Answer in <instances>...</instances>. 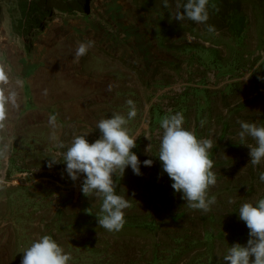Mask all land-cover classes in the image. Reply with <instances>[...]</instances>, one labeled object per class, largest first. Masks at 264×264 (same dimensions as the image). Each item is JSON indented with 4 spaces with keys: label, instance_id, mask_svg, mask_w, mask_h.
Instances as JSON below:
<instances>
[{
    "label": "rangeland",
    "instance_id": "1",
    "mask_svg": "<svg viewBox=\"0 0 264 264\" xmlns=\"http://www.w3.org/2000/svg\"><path fill=\"white\" fill-rule=\"evenodd\" d=\"M177 2L145 13L131 0H87L78 16L54 12L34 39L16 37L2 9L0 66L8 79L0 88L9 100L0 120V264H21L43 235L71 255L69 264H224L232 244L247 243L238 210L264 198V161L249 164L244 144L255 142L240 139L238 121L264 126V19L249 7L236 40L201 26L191 32L173 18ZM88 40L94 45L74 62L78 43ZM128 100L137 109L127 127L139 136L133 152L142 175L131 167L116 173V192L130 207L124 227L110 232L95 216L101 202L81 192L84 177L73 182L64 163L48 162H62L76 135L98 139L97 123L126 115ZM170 111L214 141L210 211L189 208L156 157L160 121ZM147 159L153 166L143 165Z\"/></svg>",
    "mask_w": 264,
    "mask_h": 264
},
{
    "label": "clouds",
    "instance_id": "2",
    "mask_svg": "<svg viewBox=\"0 0 264 264\" xmlns=\"http://www.w3.org/2000/svg\"><path fill=\"white\" fill-rule=\"evenodd\" d=\"M210 0H186L183 5L176 4L173 14L175 21L185 19L197 24H206L209 20ZM164 7L169 6V0H163ZM208 32H215V26L207 25ZM94 41L78 43L74 62L85 55ZM5 69L0 66V82H7ZM9 97L0 88V120L4 118L5 104ZM129 110L126 115L114 113L111 118L100 120L96 127L99 138L89 142L88 135H76L60 153L62 162L50 158L48 167L64 163L66 173L73 181H79L81 192L85 197L94 195L100 203V212L95 216L99 227L107 231H119L125 224V210L130 207V201L117 194V184L114 180L116 173H123L131 167L135 175H142L141 161L133 149L137 147L138 135L130 133L127 127L130 120L137 116V109L132 100H128ZM55 122V117L50 118ZM241 130L238 135L241 140L251 138L254 144H244L250 149V163L258 166L264 161V126L257 123L238 121ZM183 113L176 112L163 116L160 121L162 134L160 137L158 157L162 170L173 182L171 187L186 205L194 210L210 211L216 204L215 195H210V189L217 183V174L213 171L214 161L210 150L214 141L209 138H199L194 131L184 127ZM64 148L63 143L59 144ZM151 143L145 152L151 151ZM149 155V154H148ZM153 160L143 161L146 167L153 166ZM259 180L264 182V171L259 172ZM233 201H230V203ZM90 209L85 211L89 214ZM239 219L243 221L249 232L246 244H232L223 256L224 264H264V198L257 201L245 202L238 210ZM72 257L51 236L43 235L27 247L21 259V264H69Z\"/></svg>",
    "mask_w": 264,
    "mask_h": 264
},
{
    "label": "trees",
    "instance_id": "3",
    "mask_svg": "<svg viewBox=\"0 0 264 264\" xmlns=\"http://www.w3.org/2000/svg\"><path fill=\"white\" fill-rule=\"evenodd\" d=\"M131 1L145 13H154L164 7L163 0ZM178 1L181 5L186 2ZM0 4V12L6 9L10 15L12 33L18 38L34 39L45 30L46 23L55 18L54 12L78 16L86 12L87 0H0ZM251 6L260 10L264 19V0H210L207 25H213L216 29L211 33L219 32L230 39H240L248 26L246 12ZM179 23L188 25L191 32L201 26L205 34H211L206 24H197L187 19ZM32 46L33 43L29 45L28 51Z\"/></svg>",
    "mask_w": 264,
    "mask_h": 264
},
{
    "label": "bare ground",
    "instance_id": "4",
    "mask_svg": "<svg viewBox=\"0 0 264 264\" xmlns=\"http://www.w3.org/2000/svg\"><path fill=\"white\" fill-rule=\"evenodd\" d=\"M59 21H61V20H60V18L58 17V18L56 19V22H59Z\"/></svg>",
    "mask_w": 264,
    "mask_h": 264
},
{
    "label": "water",
    "instance_id": "5",
    "mask_svg": "<svg viewBox=\"0 0 264 264\" xmlns=\"http://www.w3.org/2000/svg\"><path fill=\"white\" fill-rule=\"evenodd\" d=\"M89 14V11L86 13V15H88Z\"/></svg>",
    "mask_w": 264,
    "mask_h": 264
}]
</instances>
